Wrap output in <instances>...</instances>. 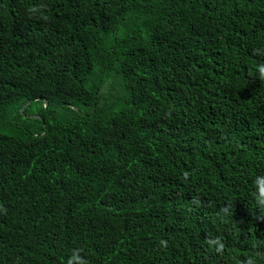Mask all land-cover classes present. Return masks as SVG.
I'll return each mask as SVG.
<instances>
[{
	"label": "trees",
	"instance_id": "16d2710c",
	"mask_svg": "<svg viewBox=\"0 0 264 264\" xmlns=\"http://www.w3.org/2000/svg\"><path fill=\"white\" fill-rule=\"evenodd\" d=\"M261 67L264 0H0V264H264Z\"/></svg>",
	"mask_w": 264,
	"mask_h": 264
},
{
	"label": "clouds",
	"instance_id": "9594fccd",
	"mask_svg": "<svg viewBox=\"0 0 264 264\" xmlns=\"http://www.w3.org/2000/svg\"><path fill=\"white\" fill-rule=\"evenodd\" d=\"M259 71H260L261 77L264 78V67H261V68L259 69ZM257 199H258V201H259V203H260L261 205H264V197L259 196ZM73 259H76V257L74 256ZM68 264H72V261L70 260V261L68 262Z\"/></svg>",
	"mask_w": 264,
	"mask_h": 264
},
{
	"label": "water",
	"instance_id": "95a60500",
	"mask_svg": "<svg viewBox=\"0 0 264 264\" xmlns=\"http://www.w3.org/2000/svg\"><path fill=\"white\" fill-rule=\"evenodd\" d=\"M20 113H22V110H20ZM26 117V116H25ZM30 118H32V119H36L37 117H30ZM37 119H39V118H37Z\"/></svg>",
	"mask_w": 264,
	"mask_h": 264
}]
</instances>
